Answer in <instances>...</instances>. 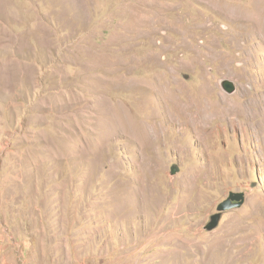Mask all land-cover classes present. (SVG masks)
I'll return each mask as SVG.
<instances>
[{
	"label": "rangeland",
	"instance_id": "374dc122",
	"mask_svg": "<svg viewBox=\"0 0 264 264\" xmlns=\"http://www.w3.org/2000/svg\"><path fill=\"white\" fill-rule=\"evenodd\" d=\"M261 9L0 0V264H264V37L224 12Z\"/></svg>",
	"mask_w": 264,
	"mask_h": 264
},
{
	"label": "bare ground",
	"instance_id": "6f19581e",
	"mask_svg": "<svg viewBox=\"0 0 264 264\" xmlns=\"http://www.w3.org/2000/svg\"><path fill=\"white\" fill-rule=\"evenodd\" d=\"M228 11H230V14H234V17L238 21L244 22L245 24H247V26L249 25V27H251L254 30V32H256L255 34H258L259 36L264 37V9H261V10H225L224 12L228 13ZM242 113H243V111H242ZM238 114L241 115V113H238ZM180 115L182 116V119L179 120L180 130L183 131L184 133H186V132L193 133L196 137H198L197 139L199 140V142L202 144L204 143V146L207 148L209 146V143H210V138L212 137L211 136L212 131L211 130L207 131V128L209 127L208 125L210 124V122L208 120V116L205 114V111L203 109L202 104L199 103V105H197V107H195V106H183L180 109ZM222 117H224V116H222ZM207 120H208V124H207ZM147 124H149V123H147ZM154 125H157V124H154ZM149 131L145 132L143 129L142 133L145 136H147L146 138H147L148 143H149V144L148 143L147 144L149 145V147H151L157 141L156 138H154V139H152V138L155 137V134H157L159 132V128H157L155 131H153L154 135L151 138L149 135L150 134ZM142 133H140V134H142ZM134 134L136 136H138L136 132ZM144 135H142V136H144ZM147 144L142 143L144 150L147 149V147H148Z\"/></svg>",
	"mask_w": 264,
	"mask_h": 264
},
{
	"label": "water",
	"instance_id": "95a60500",
	"mask_svg": "<svg viewBox=\"0 0 264 264\" xmlns=\"http://www.w3.org/2000/svg\"><path fill=\"white\" fill-rule=\"evenodd\" d=\"M220 88L227 95H232L236 90L233 82L228 80H222L220 82ZM243 203H244L243 193L229 192L227 198L221 201L216 206V212L209 217V222L204 227V230L207 232L214 230L218 226L223 213L233 209L240 208L243 205Z\"/></svg>",
	"mask_w": 264,
	"mask_h": 264
}]
</instances>
